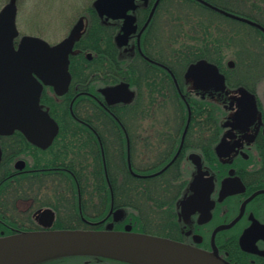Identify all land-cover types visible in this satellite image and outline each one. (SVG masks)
Segmentation results:
<instances>
[{"label":"flooded vegetation","instance_id":"obj_1","mask_svg":"<svg viewBox=\"0 0 264 264\" xmlns=\"http://www.w3.org/2000/svg\"><path fill=\"white\" fill-rule=\"evenodd\" d=\"M242 1L229 10L237 17L224 14L237 22L235 30L222 22V64L199 56L204 51L195 45L191 60L182 61L176 46L164 61L170 48L160 34L162 0H137L126 44L124 20L95 7L59 40L43 38L57 45L84 20L66 65L68 88L60 64L45 70L60 86L33 73L44 86L41 107L59 126L52 143L42 147L18 129L0 134V237L129 227L232 264H264V0ZM24 35L32 34H19L17 48ZM208 63L223 83L204 69L189 75ZM119 84L133 96L110 102L103 89ZM72 141L76 157L62 152ZM31 264L141 263L79 253Z\"/></svg>","mask_w":264,"mask_h":264},{"label":"water","instance_id":"obj_2","mask_svg":"<svg viewBox=\"0 0 264 264\" xmlns=\"http://www.w3.org/2000/svg\"><path fill=\"white\" fill-rule=\"evenodd\" d=\"M96 5L101 15L124 20L120 43L126 44L136 30V18L130 11L136 8L137 0H97ZM213 8L237 17L225 9L214 5ZM17 14L18 6L13 1L0 10V134H11L19 129L30 141L48 147L59 126L41 107L43 83L33 73H38L46 83L60 86V82L45 74L49 62L55 67L60 64L61 72H65L64 90L68 88L71 75L66 71V65L74 37L84 28V20L80 19L71 35L57 45L50 46L40 37L25 35L16 48L15 38L20 33ZM201 69L219 77L223 83L222 74L211 63L193 66L189 75L197 76ZM103 92L110 102L127 101L133 96L127 84L107 87ZM1 157L0 146V161ZM79 253L102 254L141 264H232L215 252L165 237L132 232L129 227L124 231L36 230L0 237V264H31L54 256Z\"/></svg>","mask_w":264,"mask_h":264},{"label":"rangeland","instance_id":"obj_3","mask_svg":"<svg viewBox=\"0 0 264 264\" xmlns=\"http://www.w3.org/2000/svg\"><path fill=\"white\" fill-rule=\"evenodd\" d=\"M94 0H17L18 14L17 25L20 34H32L47 39H60L69 30L73 22L90 8ZM97 0L94 1L96 3ZM226 1L233 9L234 12L238 11L243 4L242 0H221ZM9 0H0V10ZM161 15L162 25L164 26L163 42L173 39L175 34V27L169 17L177 14V17H182L183 20H191V23H200L204 21L222 23L223 20L217 19L212 13L198 8L193 5L181 2V0H168L163 5ZM176 16V15H175ZM222 19H227L221 17ZM213 20V21H212ZM231 20V21H230ZM182 21V20H181ZM236 20L229 19L228 27L230 30L236 29ZM174 31V32H173ZM221 34V32H216ZM170 41L168 45L170 46ZM169 55L168 52L165 54Z\"/></svg>","mask_w":264,"mask_h":264},{"label":"trees","instance_id":"obj_4","mask_svg":"<svg viewBox=\"0 0 264 264\" xmlns=\"http://www.w3.org/2000/svg\"><path fill=\"white\" fill-rule=\"evenodd\" d=\"M9 1L17 2V0H9ZM94 1L91 3L90 8L86 10L85 12H83L82 15H86V14H89V12L95 11ZM167 1L168 0H162L161 3L165 5ZM208 1L214 3L215 5L223 9H227V10L233 9L232 6H230L226 1H221V0H208ZM181 2L187 3L190 6L195 5L202 10L212 13L217 19L224 20L221 17L227 18L228 21L230 19L228 17H225L222 13L216 10L207 8L202 3L196 0H181ZM169 18L172 21L176 22V23H173V25L175 27L174 31L177 32L178 34H175L173 39L171 38L169 39L170 43H172L170 44V46L168 45L169 41H166V45L169 46L170 49L168 50L169 55L166 56V58L164 59L165 62L173 59V56L175 54L173 47H176V46L180 47L179 51L181 54L182 61L191 60V57H190L191 51L188 48L193 47L195 45L197 47H201V50L204 51V52H199L198 53L199 56L205 57L208 60L216 62L218 64H222V62L225 60L226 52L221 50V44H222L221 34L216 33L217 30H218L217 32H221L222 23L207 22L208 24H206L204 21H201L200 23L198 22L191 23V20H187V21L183 20L182 17H177V14L171 15ZM139 19L140 21L143 19V15L141 13H139ZM204 48H207L206 52ZM149 53L153 57L157 58L156 50L152 51L149 49ZM228 55H232V54L229 53ZM160 59L162 60V58ZM72 142L73 143L66 144L67 148L63 147L62 149V152L66 153L68 157H76V143L75 141H72ZM65 165L73 167L74 170L77 167V165L73 163L65 164Z\"/></svg>","mask_w":264,"mask_h":264},{"label":"bare ground","instance_id":"obj_5","mask_svg":"<svg viewBox=\"0 0 264 264\" xmlns=\"http://www.w3.org/2000/svg\"><path fill=\"white\" fill-rule=\"evenodd\" d=\"M227 10V9H226Z\"/></svg>","mask_w":264,"mask_h":264}]
</instances>
